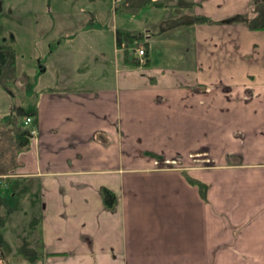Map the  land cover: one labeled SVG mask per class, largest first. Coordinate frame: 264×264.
<instances>
[{"label": "crops", "instance_id": "0c3cea01", "mask_svg": "<svg viewBox=\"0 0 264 264\" xmlns=\"http://www.w3.org/2000/svg\"><path fill=\"white\" fill-rule=\"evenodd\" d=\"M131 1L88 0L98 25L52 43L53 85L0 174L39 210L2 264H264V30L246 26L262 0H147L141 30L117 26ZM118 28L144 33L148 66L122 56Z\"/></svg>", "mask_w": 264, "mask_h": 264}, {"label": "rangeland", "instance_id": "374dc122", "mask_svg": "<svg viewBox=\"0 0 264 264\" xmlns=\"http://www.w3.org/2000/svg\"><path fill=\"white\" fill-rule=\"evenodd\" d=\"M82 4L85 6L79 8ZM91 4L92 2H88V0H0V45H11L15 49L17 73L10 80L8 87L0 84V174L11 168L14 161H17L16 158V160L12 158L13 151L16 150L12 138L14 126L12 119L14 115H17L18 107L32 109L36 91L53 85L52 79L55 73L53 70L58 67L54 66L57 54L50 57L54 39L60 32L68 34L72 30H81L84 26L98 25V21L93 15L96 5L91 6ZM138 10L137 7L134 12H138ZM134 12L118 13L116 17L118 23L113 22L111 17L100 23L105 27L104 29L109 31L113 30V24L116 25V23L117 26L121 25L126 29L140 28L139 30H141L142 23L145 18L151 16V13L149 11ZM83 13H86L89 20L85 22L82 20ZM160 15L164 21L168 19L165 17L166 14H164L165 16ZM154 16L157 18L156 13ZM176 17L181 18L180 14ZM182 19H186V16ZM67 28L70 29L67 30ZM158 29H161V26L154 27L153 31H158ZM141 45L140 41L131 43L128 55L132 57L135 50ZM110 46L111 44L107 45V49ZM60 52L65 53V48L62 47ZM123 52L124 50H122V56ZM176 61L174 59L171 60V64L163 65L175 67L169 69L174 79L181 75L183 77L186 73L185 69L179 66L188 65V62L177 65ZM189 69L190 67L187 66V70ZM143 72H147V69L144 68ZM23 76L29 79L24 87L16 83V80ZM24 119V116L17 115L19 125H24ZM13 189L12 186L7 185V182L3 181V184L1 182L0 264L5 263L9 249H13L20 238L30 236L31 231H28L27 220L30 216L36 215L39 210L38 205H31L32 195L30 196L29 192L28 195L21 197L14 195ZM12 216L19 218L11 222L10 217Z\"/></svg>", "mask_w": 264, "mask_h": 264}, {"label": "trees", "instance_id": "16d2710c", "mask_svg": "<svg viewBox=\"0 0 264 264\" xmlns=\"http://www.w3.org/2000/svg\"><path fill=\"white\" fill-rule=\"evenodd\" d=\"M147 0H136L129 2L128 5L124 7H132L137 8L143 4H145ZM141 3V4H139ZM204 21H208L207 18L203 19ZM202 20V21H203ZM246 26L251 30H264V0L259 2H254L253 7L251 9V16H249L246 20ZM144 33H140L139 31L135 30H123V29H117L116 30V44L118 48H123L124 50V56L127 59V62L131 65H138L141 64L143 67L149 65V57L144 58V49H143V58L144 61L141 63V60L139 59V55L135 56L133 55L130 57L128 54L130 52V45L131 43H134L135 41L143 40ZM146 43V42H145ZM147 44V43H146ZM136 51V50H135ZM15 49L11 45L2 44L0 45V84L8 87L10 84V80L15 77L16 73V61H15ZM137 55V52H136ZM36 114L35 111H28L27 109H24L22 107H18L17 115H22L24 117L29 116L31 119ZM17 115H14L12 121L14 123L13 129H12V138L15 144V148H19L20 150L26 149L28 146L27 143L29 141L30 136L32 133L30 132L29 125H19L17 121ZM5 180L9 181L10 177L4 178ZM25 179L19 177L16 179L15 186L13 189V194L18 195H26L28 192L29 185H27L24 181ZM1 181V179H0ZM1 183V182H0ZM203 188V186H202ZM103 201L108 207L113 206L114 202V195L110 192V190L103 189ZM31 227H36V220L34 219L31 222ZM31 249V246H29ZM23 247H20L19 254L24 253ZM34 252V251H32ZM31 252V253H32ZM25 254V253H24ZM30 254V253H27ZM31 255V254H30Z\"/></svg>", "mask_w": 264, "mask_h": 264}, {"label": "built area", "instance_id": "2783aa9c", "mask_svg": "<svg viewBox=\"0 0 264 264\" xmlns=\"http://www.w3.org/2000/svg\"><path fill=\"white\" fill-rule=\"evenodd\" d=\"M137 52V55H139L140 57L143 56V49L142 48H138L136 50ZM141 63H143V60H141ZM33 122V120L29 117V116H26L25 119H24V125H30L31 123Z\"/></svg>", "mask_w": 264, "mask_h": 264}]
</instances>
